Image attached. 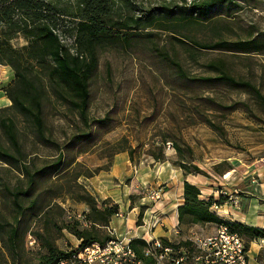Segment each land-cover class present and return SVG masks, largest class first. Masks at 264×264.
Listing matches in <instances>:
<instances>
[{
    "label": "trees",
    "instance_id": "trees-1",
    "mask_svg": "<svg viewBox=\"0 0 264 264\" xmlns=\"http://www.w3.org/2000/svg\"><path fill=\"white\" fill-rule=\"evenodd\" d=\"M224 1L192 0L187 3L182 0L181 7L184 16L195 14L206 20L210 9ZM120 3L129 4V0H79L78 11L67 14L47 0H0V66L9 67L13 73L12 82L5 87V95L11 104L0 108V170L16 175L15 183H9L0 174V262L7 257L9 264H21L20 251L29 237L38 250L34 257L36 264H54L68 256L69 251H62L56 243L63 231L77 239L76 252L93 244L103 245L112 239L104 228L119 213V206L110 198L98 201L79 182L80 178L90 179L103 169L89 170L77 160L78 155L87 152V148L94 146L97 139L111 130L112 121L108 116L89 117L91 83L99 68L100 55L105 50L124 45L130 47L133 42L149 46L152 57L167 67L177 80L244 94L264 115V63L258 65V74L251 63L254 56H264V31L252 27L246 37L235 40H193L189 46L195 50L219 55L203 65L208 75L189 77L176 51L159 46L156 39L161 32H170L169 39L188 46L186 37H176L178 24L167 26L162 21L165 15L174 13L171 4L161 6L155 17L151 14L143 19L141 29L148 31L129 33L131 23L140 26L142 20L122 19ZM64 15L74 22L70 44L64 42L66 31L59 29ZM18 38L25 44L16 48L12 41ZM230 58L241 62L247 75L237 71ZM50 96L69 112L71 128H74L62 142L53 136L46 122L44 108ZM197 98L199 105L208 110L230 114L241 109L258 118L246 101L225 104L213 96L200 95ZM9 110L25 122L31 150H26L16 121L5 114ZM200 116V123L218 129L216 123ZM165 142H170L176 157L174 166L184 176H207L194 163L190 144L177 135L164 138L155 150L147 149L146 153L153 162L166 161ZM108 150L109 158L126 153L129 162L135 163V149L126 138L108 145ZM223 163L214 165L216 173L221 174L218 169ZM64 199L71 204H82L87 210L69 218L61 205ZM181 200L176 208L180 235L181 228L188 230L213 224L228 226L231 232L245 240L247 248L251 242L264 239V229L218 217L211 210L217 202L202 198L200 190L187 181L182 185ZM142 217L140 212L137 224ZM33 225H36L34 231L31 229ZM160 241L168 244L165 238ZM129 244L138 259L145 264L153 263L143 254L147 246L143 239H131Z\"/></svg>",
    "mask_w": 264,
    "mask_h": 264
},
{
    "label": "rangeland",
    "instance_id": "rangeland-1",
    "mask_svg": "<svg viewBox=\"0 0 264 264\" xmlns=\"http://www.w3.org/2000/svg\"><path fill=\"white\" fill-rule=\"evenodd\" d=\"M47 1L67 14L78 11L79 0ZM181 1L129 0V4H119V14L122 19L141 18L140 26L131 23L128 32H143L149 30L141 29L143 19L151 14L155 17L161 6L171 4L174 13L165 15L162 21L167 26L172 23L178 24L176 37H186L188 46L169 39L170 32H161V36L156 39L159 46H166L171 51H176L189 77L208 75L203 65L219 55L216 52L195 50L189 46L192 45L193 40L198 42L235 40L246 37L252 27L257 31H264V0H225L210 9L206 20L195 14L184 16ZM185 1L188 3L192 0ZM73 27L74 22L71 17L61 16L59 29L66 31L64 36L66 44L73 41L70 36ZM24 44L21 38L12 41V45L16 48ZM148 47L133 42L130 47L124 45L117 49H107L100 55L99 68L90 88L89 117L96 119L108 116L112 121L111 130L97 139L94 146L87 148V152L78 155L77 160L87 169H103L90 179L80 178L79 182L98 201L101 198L96 189L101 185L106 186L104 189H107V192L116 190L117 196H120V199L118 197L117 199L121 204L128 202V210L132 207L136 208V222L140 212L143 213L136 227L150 228L154 220L160 216L154 209L157 203L165 201L162 197L164 195L168 197L166 201L168 207L170 204H177L179 196L176 187L172 185L174 182L172 170L177 167L174 166L176 157L170 142L164 144L165 162H153L146 151L148 148L155 150V146L164 138L177 135L190 144L194 151V163L207 173V176L193 175L201 181L203 191L201 197L217 202V206H213L211 210L218 217L224 218L226 217L224 211L236 207V203L240 209V200L237 196L241 193L242 183H246L250 188L256 186L258 181L256 170H264V115L244 94L228 91L225 88L182 83L167 67L152 57ZM229 60L234 62L237 71L247 75L241 62L233 58ZM243 63L247 64L245 61ZM251 63L258 74V65L264 63V56H254ZM262 91H264V83H262ZM200 95L216 97L225 104L246 101L258 118L241 109L230 114L208 110L199 105L197 97ZM44 112L53 136L62 142L74 129L71 128L73 126L69 112L53 96H50L49 102L46 103ZM5 114L16 121L26 150H31V140L25 132V122L12 110L6 111ZM200 115L216 123L218 129L200 123ZM122 138H126L135 149V163H127L129 160L126 153H117L108 157V145ZM39 153L47 152L39 151ZM116 155H118L117 161H115ZM218 163H223L218 169L221 174L214 171V165ZM0 174L5 181L15 183L14 173L0 170ZM142 177L148 178L149 182L142 184L140 182ZM137 178L140 180L137 181ZM116 179L121 182L120 186ZM115 184L117 186H114ZM154 193H158V198H155ZM61 203L67 211V217L78 215L80 208H75L76 204H71L66 199ZM147 209L151 212L146 211ZM164 214L170 218L171 208ZM216 226L213 224L196 226L194 232L198 236H209L214 233ZM156 227H160L159 224ZM160 228L164 229V227ZM31 229L34 231L36 225ZM181 230V235L175 237V240L172 239L173 241H181L187 235L186 228ZM56 243L59 249L67 252L75 248L78 241L73 235L63 231ZM37 251L33 244H29L28 239L20 251V263L36 264L37 260L34 257ZM256 252L257 243L253 241L249 244V255L255 257ZM0 264H9L8 258H4Z\"/></svg>",
    "mask_w": 264,
    "mask_h": 264
},
{
    "label": "built area",
    "instance_id": "built-area-1",
    "mask_svg": "<svg viewBox=\"0 0 264 264\" xmlns=\"http://www.w3.org/2000/svg\"><path fill=\"white\" fill-rule=\"evenodd\" d=\"M154 195L158 198V193ZM238 209L236 203V210ZM119 215L118 213L116 216ZM158 224L163 225L156 218L150 228L153 229ZM104 229L112 237L105 244H93L77 252L75 247L69 251L68 256L54 264H145L130 247L131 239L120 238L110 226ZM172 233L175 237L180 236L177 224L172 226ZM28 239L29 244H33V240L30 237ZM144 241L147 246L143 254L152 259V264H264V239L255 241L257 252L255 257H251L245 240L231 232L226 225L216 226L214 233L209 236H198L191 230L181 241L166 239L167 245L160 239ZM183 242L186 244L181 245Z\"/></svg>",
    "mask_w": 264,
    "mask_h": 264
},
{
    "label": "crops",
    "instance_id": "crops-1",
    "mask_svg": "<svg viewBox=\"0 0 264 264\" xmlns=\"http://www.w3.org/2000/svg\"><path fill=\"white\" fill-rule=\"evenodd\" d=\"M12 80H13V73L11 69L9 67L0 66V108L8 107L11 104L9 99L5 95V87L8 84H10ZM117 159H118V155H116L115 161H117ZM127 163L129 164V161H127ZM172 173L174 179L172 185L176 187L179 196L178 199L179 202L174 205L170 204L167 207L168 202L166 201L168 197H165L164 195L162 198H164L165 201H161L157 203L154 209L160 215L158 218L162 221V224L164 225V229L160 228L163 225H160V227H155L153 229L146 226H143L141 229H139L138 227H136L135 207H132L130 210H128V206H129L128 202H124V204L123 203L121 204L118 201V199H120V196L119 197L117 196L118 192L116 190L107 192L106 191L107 189L106 190L104 189L106 187L104 185H101L96 189L99 197L102 200L106 198H110L115 204L119 206L120 215L113 217L111 219V222L109 223V226L115 230L116 235L124 239L138 238V239H144L150 241L151 239L165 238L173 241L172 239H174L175 236L172 233V227H170L169 225L174 226V224H177L176 208L182 201L181 195H182L183 182L187 181L190 184L196 186L200 190L201 194L203 191L200 185L201 181L197 179L195 176L193 175L184 176L179 168L172 170ZM256 173L258 177V181L256 183L257 185L250 188V186H246V183H242V187H241L242 189H240L241 193L239 196H237V198H239L240 200V209L236 210L235 206L233 208L226 209L224 211L226 217L222 218L223 220L231 221V222H239L244 225L264 229V170H256ZM115 178H117V176ZM116 180H118V186H120L119 184H121V182L119 181V179ZM136 180L138 181L140 179L137 178ZM140 182H142V184H146L147 182H149V179L142 177ZM150 184H152V182ZM114 186L117 185L115 184ZM165 193H167V190ZM120 194L121 193H119V195ZM75 208H80L78 209L79 215L87 210L86 207L82 204L76 205ZM169 208H171V212H172L170 218H168L167 215L164 214V212L166 210H169ZM146 211L151 212L150 209H147ZM194 228L195 227L188 229L187 234L191 230L193 231Z\"/></svg>",
    "mask_w": 264,
    "mask_h": 264
}]
</instances>
